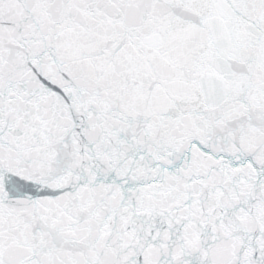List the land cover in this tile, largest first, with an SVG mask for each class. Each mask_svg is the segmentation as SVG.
Segmentation results:
<instances>
[{
    "label": "snow or ice",
    "instance_id": "snow-or-ice-1",
    "mask_svg": "<svg viewBox=\"0 0 264 264\" xmlns=\"http://www.w3.org/2000/svg\"><path fill=\"white\" fill-rule=\"evenodd\" d=\"M0 264H264V0H0Z\"/></svg>",
    "mask_w": 264,
    "mask_h": 264
}]
</instances>
